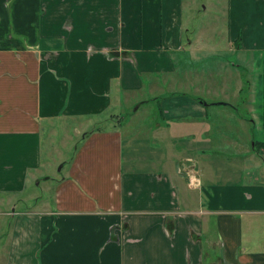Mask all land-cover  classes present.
<instances>
[{"label": "crops", "instance_id": "1", "mask_svg": "<svg viewBox=\"0 0 264 264\" xmlns=\"http://www.w3.org/2000/svg\"><path fill=\"white\" fill-rule=\"evenodd\" d=\"M187 4L0 0V195L54 183L52 203L13 208L6 264H264V169L250 171L242 133L221 138L235 154L213 147L214 116L237 108L187 68L200 49ZM226 6L239 63L219 92H246L264 132V0ZM242 61L258 76L246 87ZM141 104L148 126L125 139L114 120ZM61 131L81 135L68 169L41 173L43 138Z\"/></svg>", "mask_w": 264, "mask_h": 264}, {"label": "rangeland", "instance_id": "2", "mask_svg": "<svg viewBox=\"0 0 264 264\" xmlns=\"http://www.w3.org/2000/svg\"><path fill=\"white\" fill-rule=\"evenodd\" d=\"M192 3L190 8L188 4L185 7V16L189 21L190 36H199V40L196 41L197 47H200L199 53L196 58L192 61V64L187 67L194 70L196 74L197 82L200 86L215 87L217 92L208 93L206 91L200 93L204 94L207 98H224L228 101L234 102L236 104V110H232L231 107L226 106L225 110H220L221 113H217V118L213 125V132L215 135L213 147L222 150L220 152L226 155L237 153L236 147L227 146L225 141L221 138L224 137L225 133L235 137L245 135L250 137L249 147L251 151L248 154L242 156L248 161V167L250 171L258 170V173L264 169V158L259 145L253 146V141L260 135L264 136L262 130V125L260 123H255L252 119V106L246 99V92L242 93V96L237 98L231 94L224 95L220 93L221 87L228 85V89L233 86V81H235V76H228V71L232 74L233 61L239 63L238 55L239 53L233 49L229 48L227 43V33H228V12H227V0H188ZM186 2V0H185ZM193 33V35H192ZM249 55L252 56L253 51H248ZM243 66H241V75L243 77V82L245 87L248 85V80H257L254 72L248 69L246 66L248 63L242 61ZM188 66V65H187ZM229 70L227 71V67ZM237 71V70H235ZM234 71V72H235ZM235 77V78H234ZM239 78V77H238ZM250 82V81H249ZM262 85V83H261ZM194 91V89H191ZM220 100V99H219ZM226 102V101H225ZM225 111V112H224ZM236 116H243L245 119L243 122L239 123L236 121ZM116 123H122L119 125L124 131L125 139L129 138V135L133 133V130H127L129 127L140 126V130L147 127L146 123L148 119V114L146 110V105L141 104L139 109L128 108L122 112ZM233 119V120H232ZM109 121H99L94 123L93 126H107ZM119 124V123H117ZM126 126V127H125ZM140 130L135 131L139 133ZM148 130L146 131V133ZM237 132V133H236ZM143 133V132H142ZM242 133V134H241ZM256 136H253V135ZM81 138V135L75 137L73 132H60L52 135V137L43 138V158L44 167L41 173L50 174L53 176H62L66 173L71 157L74 154V147L77 140ZM254 153V155H252ZM43 175V174H42ZM31 183L28 187L16 194V200L10 202L11 195L8 197H3L0 195V264H6L7 255L9 254V246L11 240V233L14 228L15 214L12 211L13 208L21 209H37L41 208V204L44 202L42 199H47L52 203L54 197V183L52 179L46 181L42 178L40 183L37 179L30 180ZM52 181V182H51ZM51 184V185H50ZM21 198V199H20ZM37 200H40V204L36 205ZM17 202V206L15 203ZM3 212H2V211ZM5 211H8L5 213Z\"/></svg>", "mask_w": 264, "mask_h": 264}]
</instances>
